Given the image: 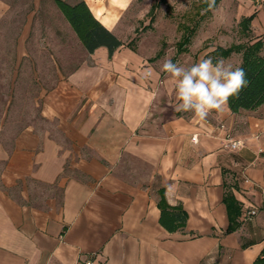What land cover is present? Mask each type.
Masks as SVG:
<instances>
[{
  "label": "crops",
  "instance_id": "0c3cea01",
  "mask_svg": "<svg viewBox=\"0 0 264 264\" xmlns=\"http://www.w3.org/2000/svg\"><path fill=\"white\" fill-rule=\"evenodd\" d=\"M85 1L120 38V0ZM156 54L122 47L110 58L101 47L89 53L92 65L46 95L52 131L29 125L12 138L0 130V264H256L264 105L227 106L203 121L175 112L167 55L150 61ZM227 135L245 146L228 150ZM228 195L239 206L233 232ZM163 207L182 211L186 223L171 232ZM253 207L258 214L247 219Z\"/></svg>",
  "mask_w": 264,
  "mask_h": 264
},
{
  "label": "rangeland",
  "instance_id": "374dc122",
  "mask_svg": "<svg viewBox=\"0 0 264 264\" xmlns=\"http://www.w3.org/2000/svg\"><path fill=\"white\" fill-rule=\"evenodd\" d=\"M155 1L120 0L119 36L125 44L138 37L139 54L153 56L166 42L167 59L175 57V64L190 66L208 59L217 46L248 41L239 22L254 12L251 38H264V0H221L209 13L201 7L204 0H167L148 27ZM184 23H197V31L189 53L177 54ZM241 58L233 54L225 61L236 67ZM86 64L92 65L89 53L53 0H0V130L12 138L29 125L52 131V122L42 115L46 95Z\"/></svg>",
  "mask_w": 264,
  "mask_h": 264
},
{
  "label": "trees",
  "instance_id": "16d2710c",
  "mask_svg": "<svg viewBox=\"0 0 264 264\" xmlns=\"http://www.w3.org/2000/svg\"><path fill=\"white\" fill-rule=\"evenodd\" d=\"M53 1L88 53H94L97 49L106 47L111 58L122 47H127L135 52L137 51L136 45L138 37L131 40L128 44H125L121 38L107 29L95 17L85 0H78L75 3H70L67 0ZM220 2L221 0H215V8ZM163 3L168 2L167 0H157L151 6L148 12L150 16V24L148 27H151L156 20L157 10ZM201 7L206 10L207 4L203 1ZM210 11H206V13ZM256 16L257 12H254L251 15L242 17L239 22L240 32L244 37L249 38L248 41L233 43L228 47L217 46L208 54V58H211L214 63L220 58L228 59L233 54H240L242 56L241 63L238 67H242L246 72L249 85L240 93L238 99H230L228 107L234 113H239L242 110H257L264 105V55H262L264 42L262 39L255 40L251 38L252 22ZM197 26V23L195 26L185 23L180 25L182 35L176 43L177 54L189 53V46L196 34ZM145 29H147V26H145ZM167 46L168 44L163 42L161 49L150 61H156L164 56ZM175 61L176 58H172V62L175 63ZM225 202L230 215L228 232H233L239 227V223L236 220V216L239 214V206L235 203L231 195L225 198ZM233 211L236 213L235 216H233ZM186 220V215L182 211L171 210L166 207L162 208L160 221L171 232L176 230L177 223H186ZM256 264H264V250L256 260Z\"/></svg>",
  "mask_w": 264,
  "mask_h": 264
},
{
  "label": "clouds",
  "instance_id": "9594fccd",
  "mask_svg": "<svg viewBox=\"0 0 264 264\" xmlns=\"http://www.w3.org/2000/svg\"><path fill=\"white\" fill-rule=\"evenodd\" d=\"M205 11L214 10L215 0H204ZM162 71L175 80L177 103L175 112H192L194 118L205 120L213 111L223 113L231 98L238 99L249 85L247 74L242 67H234L230 61L220 58L215 63L211 58H201L190 66H180L165 59ZM149 67L146 76H151Z\"/></svg>",
  "mask_w": 264,
  "mask_h": 264
},
{
  "label": "built area",
  "instance_id": "2783aa9c",
  "mask_svg": "<svg viewBox=\"0 0 264 264\" xmlns=\"http://www.w3.org/2000/svg\"><path fill=\"white\" fill-rule=\"evenodd\" d=\"M193 141H196V138H193ZM245 146V142L240 139H236L230 135H227L225 138V147L230 151H238ZM258 214V209L253 207L247 210L246 217L247 219H252ZM83 264H94L93 260L88 259L83 262Z\"/></svg>",
  "mask_w": 264,
  "mask_h": 264
}]
</instances>
